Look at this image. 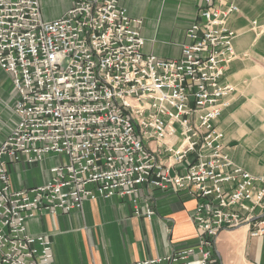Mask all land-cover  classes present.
<instances>
[{"label":"built area","instance_id":"1","mask_svg":"<svg viewBox=\"0 0 264 264\" xmlns=\"http://www.w3.org/2000/svg\"><path fill=\"white\" fill-rule=\"evenodd\" d=\"M238 11L232 0H201L181 56L162 59L143 51V20L119 0H72L54 19L40 0H0V69L17 94V121L0 143V264H52L50 236L30 235L27 220L87 199L130 195L134 214L151 218V204L133 197L143 186L194 198L196 239L127 264H221V231L264 234V176L234 163L217 127L233 90L222 77ZM51 153L66 161L45 183L12 187L14 162Z\"/></svg>","mask_w":264,"mask_h":264},{"label":"crops","instance_id":"2","mask_svg":"<svg viewBox=\"0 0 264 264\" xmlns=\"http://www.w3.org/2000/svg\"><path fill=\"white\" fill-rule=\"evenodd\" d=\"M239 11L228 19L237 31L236 56L222 82L232 86L229 101L217 120L229 157L253 175L264 176V0H232ZM201 0H119L131 17L141 18L143 51L162 59H178L188 42L186 27ZM45 19L63 14L72 0H40ZM255 23L256 28H253ZM17 94L10 75L0 69V143L17 121ZM60 154H45L31 163L14 162L12 187L45 183L50 167L64 163ZM147 201L154 215L134 214L131 196L87 199L81 210L38 214L26 222L30 235L48 234L52 264H127L163 256L195 242L190 214L196 200L184 191L140 187L133 194ZM215 257L221 264H264V234L251 237L247 226L227 229L217 238Z\"/></svg>","mask_w":264,"mask_h":264}]
</instances>
